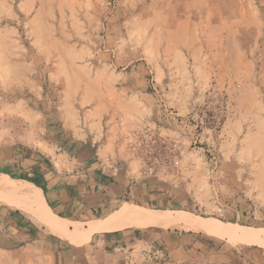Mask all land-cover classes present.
<instances>
[{"label": "crops", "instance_id": "obj_1", "mask_svg": "<svg viewBox=\"0 0 264 264\" xmlns=\"http://www.w3.org/2000/svg\"><path fill=\"white\" fill-rule=\"evenodd\" d=\"M206 14L216 15V0H117L101 38L111 52L88 54L68 73L56 106L60 123L0 141V173L19 179L39 200L34 207L0 200V264H152L155 248L167 255L162 264H264L263 246L202 231L131 225L96 229L83 240L75 228L88 229L129 205L152 212L210 207L183 158L178 167L163 165L138 147L148 133L182 142L185 116L202 110L206 94L189 77L190 64L206 55ZM229 114L224 143L233 141L238 123ZM222 187L230 195L241 188ZM247 199L245 211L253 205ZM228 202L226 209V202L210 205L240 217L237 201ZM58 219L66 232L49 227Z\"/></svg>", "mask_w": 264, "mask_h": 264}, {"label": "rangeland", "instance_id": "obj_2", "mask_svg": "<svg viewBox=\"0 0 264 264\" xmlns=\"http://www.w3.org/2000/svg\"><path fill=\"white\" fill-rule=\"evenodd\" d=\"M116 1L0 0V141L6 135L20 139L22 132L37 133L40 126L43 130L53 121L60 123L56 106L62 101L59 91L69 85L68 73H75L88 54L111 52L101 38ZM204 30L206 55L190 64L189 83L202 85L207 104L203 101L199 113L185 116L182 142L155 134L161 143L151 153L146 152L151 148L147 137L138 147L163 165L178 167L183 158L182 165L190 166L188 175L210 207L151 213L190 214L236 233L220 236L231 244L264 247V0H216V15L206 14ZM229 112L238 123L233 141L224 143L220 136ZM72 117L79 120V113ZM233 126L228 124L229 129ZM181 147L188 152L183 157ZM224 183L241 188L230 195ZM18 185L19 179L0 173V200L38 206L20 193L5 191ZM245 198L253 204L251 210H244ZM212 200L226 202L225 209L228 200L237 201L240 217L211 207ZM257 201L263 205H255ZM121 211L109 217L112 225L119 222Z\"/></svg>", "mask_w": 264, "mask_h": 264}, {"label": "bare ground", "instance_id": "obj_3", "mask_svg": "<svg viewBox=\"0 0 264 264\" xmlns=\"http://www.w3.org/2000/svg\"><path fill=\"white\" fill-rule=\"evenodd\" d=\"M5 191L11 192V193L12 192L20 193L22 196L27 198L28 201L30 202V204H32V205L39 203V200L34 195V193H32L25 186H16V188H9ZM151 212L152 211H144L143 209H141L139 207L129 205L121 211L120 220L118 223H115L112 226H107L106 224L111 222V219L109 217H107V218L101 219L97 222L90 223V226L88 229L81 227L78 230V236H80L83 240H86L89 238L90 234L96 229H103V228H107V227L108 228H121V227L131 226V225H136V226L167 225V226H171V227H181V228L193 230V231H202V232H206L209 234H216L219 236L237 235L233 231L228 230L226 227H224V225L222 226L219 223H214L212 220H211L212 222L205 221V220H202L203 218H196L190 214L178 213L175 216L165 217V216H161V215L154 214ZM48 223H49V227H51L53 230L58 231V232L61 230L62 231L64 230L63 232H66L65 230L68 229V226L61 220H59L58 222L50 221ZM229 228H230V226H229ZM69 234L70 233H68V235ZM249 236H253V235L250 234ZM259 236H261V235H259ZM262 237L263 236H261L259 238L261 239ZM250 238L251 237H249V240H250ZM252 238L254 239L255 237L253 236ZM257 238H255V239L257 240Z\"/></svg>", "mask_w": 264, "mask_h": 264}, {"label": "built area", "instance_id": "obj_4", "mask_svg": "<svg viewBox=\"0 0 264 264\" xmlns=\"http://www.w3.org/2000/svg\"><path fill=\"white\" fill-rule=\"evenodd\" d=\"M147 135V144H150L151 148H146V152L151 153V151L155 149L154 147H156V145L160 144L161 142L159 138H157V135L153 133H148ZM174 163L177 164L178 162L175 161ZM150 259L152 260V264H162L164 261H166L167 255L161 248H155L150 254Z\"/></svg>", "mask_w": 264, "mask_h": 264}]
</instances>
